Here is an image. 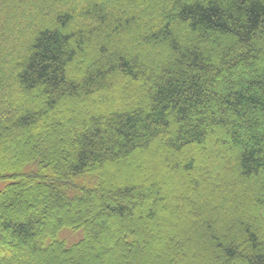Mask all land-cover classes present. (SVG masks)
Returning a JSON list of instances; mask_svg holds the SVG:
<instances>
[{
    "label": "trees",
    "instance_id": "trees-1",
    "mask_svg": "<svg viewBox=\"0 0 264 264\" xmlns=\"http://www.w3.org/2000/svg\"><path fill=\"white\" fill-rule=\"evenodd\" d=\"M0 183V264H264V0H0Z\"/></svg>",
    "mask_w": 264,
    "mask_h": 264
},
{
    "label": "rangeland",
    "instance_id": "rangeland-1",
    "mask_svg": "<svg viewBox=\"0 0 264 264\" xmlns=\"http://www.w3.org/2000/svg\"><path fill=\"white\" fill-rule=\"evenodd\" d=\"M3 186H4V183H0V189L3 188ZM81 237H82V232L81 231L77 232V233H73V234H68V231H64L60 238H62V239L66 238L67 239V243L68 244H72V243L76 242L77 240H79Z\"/></svg>",
    "mask_w": 264,
    "mask_h": 264
}]
</instances>
